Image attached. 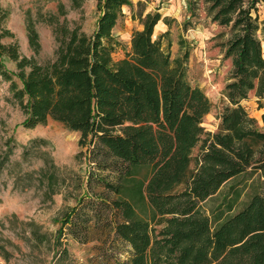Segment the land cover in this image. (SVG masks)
<instances>
[{"label":"trees","instance_id":"obj_1","mask_svg":"<svg viewBox=\"0 0 264 264\" xmlns=\"http://www.w3.org/2000/svg\"><path fill=\"white\" fill-rule=\"evenodd\" d=\"M69 2L74 10L82 4ZM204 2L210 21L228 27L223 57L230 68L221 89L226 103L213 132L201 125L211 103L186 80L183 59H171L152 36L156 11L131 12L141 27L116 60L111 30L128 0H96L89 34L70 24L58 4L45 19L55 48L43 63L21 54L15 41H0V75L24 115L21 125L61 123L78 133L87 161L110 174L97 180L113 198L84 194L62 214L56 238L108 242L123 255L116 264H264V194L252 192L231 212L240 190L230 186L210 217L200 206L235 176L254 168L264 172V111L259 130L240 104L250 91L257 101L264 98V59L255 35L259 30L264 39V15L257 21L253 0ZM6 16L0 6V24ZM25 32L36 55L30 21ZM3 37L13 35L1 29ZM140 168L146 175L138 178Z\"/></svg>","mask_w":264,"mask_h":264},{"label":"rangeland","instance_id":"obj_2","mask_svg":"<svg viewBox=\"0 0 264 264\" xmlns=\"http://www.w3.org/2000/svg\"><path fill=\"white\" fill-rule=\"evenodd\" d=\"M128 1L130 5L121 8L111 30L118 43L111 53L112 59L123 56L131 32L141 27L136 19L130 18L131 12L141 11L142 15L158 12L160 19L153 27L152 36L159 37L171 59H183L186 80L198 87L211 103L201 125L204 130L213 132L218 123L216 114L226 103L221 89L230 68V60L223 57L228 27L210 21L204 0ZM253 1L257 21H260L264 15V0ZM95 2L82 0L81 7L74 10L69 0H0V6L7 11L0 30L7 29L13 35L0 41H15L21 54L43 63L52 58L55 48L46 17L56 14L57 5L61 4L67 21L79 23L81 30L89 34L98 15ZM26 21L32 23L38 36L36 55L27 45ZM255 35L264 59V39L259 30ZM3 64L8 70L13 69V63L7 59H3ZM240 104L261 130L264 98L257 101L250 91ZM23 117L8 91V83L0 75V264H116L123 255L114 253L108 242L78 243L68 235L56 238L62 214L84 194L113 198L97 180L110 174L87 161L84 148L77 146V132L52 119L33 128H24L21 125ZM145 175V168L137 170L136 177ZM230 186L240 190L238 202L231 211L235 212L252 192L264 194V172L254 168L224 183L200 203L208 217L211 211L221 207Z\"/></svg>","mask_w":264,"mask_h":264}]
</instances>
